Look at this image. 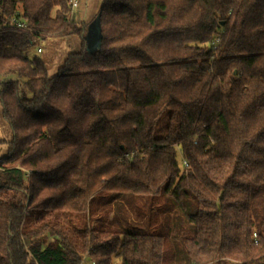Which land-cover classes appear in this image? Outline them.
Instances as JSON below:
<instances>
[{"label": "trees", "instance_id": "1", "mask_svg": "<svg viewBox=\"0 0 264 264\" xmlns=\"http://www.w3.org/2000/svg\"><path fill=\"white\" fill-rule=\"evenodd\" d=\"M14 16L0 264H264V0H0Z\"/></svg>", "mask_w": 264, "mask_h": 264}, {"label": "rangeland", "instance_id": "2", "mask_svg": "<svg viewBox=\"0 0 264 264\" xmlns=\"http://www.w3.org/2000/svg\"><path fill=\"white\" fill-rule=\"evenodd\" d=\"M100 2L101 0H79V5L76 8V14H78L79 12H84V15L82 14L83 19L90 20L92 18H95L96 14L99 11ZM97 35H98L97 32L94 33V22H93L91 23L87 34L88 45L93 50L98 47L97 43L99 40V35L98 36ZM76 39L77 41H79V38ZM38 47H41L43 49L42 52H39L38 54L47 60L50 74H54L57 71L58 66L62 62V58L64 57L66 52H68V50L71 48L66 39L52 37V36L43 39ZM2 79L3 77L0 75V80ZM167 118H168V112H164L160 118L159 126H162V123L163 122L165 123ZM11 134L12 133L8 124L1 117V107H0V138L9 139L11 137ZM7 147H8L7 142L0 141V156L5 154ZM178 159L179 162L181 163L182 162L181 156H179ZM83 264H93V263L92 260L89 259V260H85ZM114 264H118V259L114 260Z\"/></svg>", "mask_w": 264, "mask_h": 264}, {"label": "built area", "instance_id": "3", "mask_svg": "<svg viewBox=\"0 0 264 264\" xmlns=\"http://www.w3.org/2000/svg\"><path fill=\"white\" fill-rule=\"evenodd\" d=\"M78 5H79V0H71L72 14L75 12V10L78 7ZM5 26L17 27V28H25L26 27V23L22 19L14 16V17L10 18V20L4 22L3 24L0 23V29L5 27ZM42 50L43 49L41 47L37 48L38 52H42Z\"/></svg>", "mask_w": 264, "mask_h": 264}, {"label": "crops", "instance_id": "4", "mask_svg": "<svg viewBox=\"0 0 264 264\" xmlns=\"http://www.w3.org/2000/svg\"><path fill=\"white\" fill-rule=\"evenodd\" d=\"M82 14L84 15V12H79L78 14H77V17L79 18V20H82L83 18H82ZM74 43H76V41H74Z\"/></svg>", "mask_w": 264, "mask_h": 264}, {"label": "water", "instance_id": "5", "mask_svg": "<svg viewBox=\"0 0 264 264\" xmlns=\"http://www.w3.org/2000/svg\"><path fill=\"white\" fill-rule=\"evenodd\" d=\"M95 32H97V26L95 25V23H94V33ZM98 33V32H97ZM98 36V35H97ZM98 42H99V40H98ZM97 45H98V43H97Z\"/></svg>", "mask_w": 264, "mask_h": 264}]
</instances>
